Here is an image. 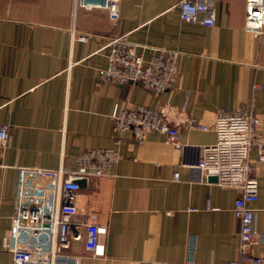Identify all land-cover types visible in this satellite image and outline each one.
I'll return each mask as SVG.
<instances>
[{
    "label": "crops",
    "instance_id": "crops-1",
    "mask_svg": "<svg viewBox=\"0 0 264 264\" xmlns=\"http://www.w3.org/2000/svg\"><path fill=\"white\" fill-rule=\"evenodd\" d=\"M179 0H119V18L105 10L75 8L73 0H0V126L9 130L0 148V264H12L2 245L13 211L16 166L72 170L87 149L114 147L122 159L99 179L82 182L79 206L107 223L102 256L85 251L86 231L67 252L80 264H227L237 256L239 222L232 209L239 190L215 181L188 180L181 161H194L214 143L220 112L252 110L264 129V35L244 27L246 0H216L212 25L180 19ZM87 34L85 40L78 37ZM126 34L149 57V46L178 51L173 88L155 95L128 82L102 81L109 37ZM261 86L253 89V83ZM116 103L156 108L180 132L184 150L151 131L137 144L115 134ZM117 139L118 142H117ZM255 227L264 234V162L257 163ZM179 171V178L173 172ZM250 252L264 255V242Z\"/></svg>",
    "mask_w": 264,
    "mask_h": 264
},
{
    "label": "built area",
    "instance_id": "built-area-1",
    "mask_svg": "<svg viewBox=\"0 0 264 264\" xmlns=\"http://www.w3.org/2000/svg\"><path fill=\"white\" fill-rule=\"evenodd\" d=\"M216 0H179L177 7L182 21L212 25L215 22ZM75 8L103 9L116 22L119 0H73ZM244 27L255 35H264V0H246ZM85 40L87 34L78 37ZM107 64L99 69L102 81L114 84L136 83L159 95L174 87L177 74L178 51L149 46V57L137 51L138 44L126 34L109 37ZM253 83V89L259 88ZM113 130L121 136L130 132L132 140L140 144L151 131H158L176 148L184 150L179 130L170 125L156 108L144 105L127 106L116 103L111 113ZM260 118L252 110L220 112L212 125L190 123V127L213 130L214 143L200 148L194 161H181L188 170V180L215 182L239 190L232 212L239 222L237 256L227 264H264V255L250 252L253 242H264V234L255 227L258 183L254 175L255 162L249 158L251 149L257 150V163L264 162V129L254 138ZM9 130L0 126V148L8 145ZM119 139H117L118 142ZM122 159L114 147L87 149L76 157L72 170L62 166L47 169L16 166V188L13 211L2 245L10 251L12 264H80L81 255L67 252L72 242L80 238V228L86 231L85 251L91 256H102L105 249L107 223L97 220V213L79 206L78 195L82 182L110 174L111 168ZM179 171L173 178H179ZM191 264L194 239L188 240ZM151 264H176L154 261Z\"/></svg>",
    "mask_w": 264,
    "mask_h": 264
},
{
    "label": "water",
    "instance_id": "water-1",
    "mask_svg": "<svg viewBox=\"0 0 264 264\" xmlns=\"http://www.w3.org/2000/svg\"><path fill=\"white\" fill-rule=\"evenodd\" d=\"M208 179L209 180H212V181H215L216 180V177L215 176H210Z\"/></svg>",
    "mask_w": 264,
    "mask_h": 264
}]
</instances>
